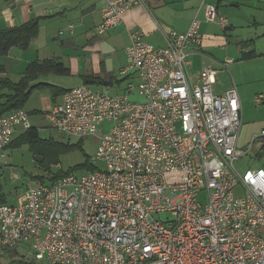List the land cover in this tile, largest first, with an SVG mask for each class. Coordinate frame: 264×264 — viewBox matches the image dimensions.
I'll list each match as a JSON object with an SVG mask.
<instances>
[{
  "label": "built area",
  "instance_id": "built-area-1",
  "mask_svg": "<svg viewBox=\"0 0 264 264\" xmlns=\"http://www.w3.org/2000/svg\"><path fill=\"white\" fill-rule=\"evenodd\" d=\"M142 3L105 0L94 33L116 28ZM203 17L223 31L229 24L213 5ZM199 27L194 18L186 32L171 30L164 47L129 33L119 75H133L135 85L112 95L78 85L43 113L69 137L95 136L111 122L94 158L104 169L30 187L21 205H0V255L28 245L44 264H264V129L240 146L235 84L217 95L215 70L190 75L187 49L201 45ZM134 90L142 103L130 101ZM17 128H31L23 109L0 116V158Z\"/></svg>",
  "mask_w": 264,
  "mask_h": 264
},
{
  "label": "crops",
  "instance_id": "crops-1",
  "mask_svg": "<svg viewBox=\"0 0 264 264\" xmlns=\"http://www.w3.org/2000/svg\"><path fill=\"white\" fill-rule=\"evenodd\" d=\"M207 4L216 6L218 11L227 17L229 24L224 31L216 24L204 21L203 12ZM104 5L105 0H0V29L17 27L31 21L37 22L38 33L31 43L29 42L27 51L38 46L40 29L47 30L51 26L68 31L70 44L78 46L76 42L89 40L88 33L100 23ZM255 10H264V0H143L142 4L123 14L121 24L107 32L103 43L88 42L84 47L89 50L93 48L94 51H90V54L96 62L100 57L106 58L105 70H117L119 74V70L127 63L124 50L129 44V33L139 31L143 33L148 44L164 47L166 34L171 30L186 32L191 21L196 18L200 22L202 42L198 47L191 46L187 49L190 75L196 77L203 67L215 70L216 90H213L217 95L223 94L231 85L236 84L242 122H254L244 114L243 103L248 105L249 96L264 92V84H259L264 81V23L256 19L253 12ZM69 26H72L71 30ZM243 28H247L246 35L240 37L238 30ZM259 42L260 47H257ZM103 47L105 49H100ZM22 57L23 55L20 56ZM64 59L61 55H41L37 50L34 62L53 61L63 65ZM55 72L57 71L51 66L46 73L38 74L31 85L41 81L60 88L55 84ZM43 78L47 81L42 80ZM124 79L129 81L136 78L132 75ZM252 87L253 90H250ZM62 96L57 97L52 105L61 103ZM262 103L264 104V97ZM52 105L46 104V107H43L42 118L43 113Z\"/></svg>",
  "mask_w": 264,
  "mask_h": 264
},
{
  "label": "rangeland",
  "instance_id": "rangeland-1",
  "mask_svg": "<svg viewBox=\"0 0 264 264\" xmlns=\"http://www.w3.org/2000/svg\"><path fill=\"white\" fill-rule=\"evenodd\" d=\"M253 12L256 19L264 23V10H255ZM246 31L247 28L239 29L240 37H245ZM107 35L108 33L97 36L92 30L87 35L89 40H78L76 42L78 46H74L70 44L68 31L59 30L52 26L47 30L41 28L37 47H31L27 51L28 48L25 50L17 46L11 49V53L0 56V65L5 67L2 66L5 73L2 77L9 79L13 83L19 82L25 75L28 63L35 61L36 51L38 50L41 55L53 54L61 55L62 58H65L63 65L67 68L68 73L55 72V82H57L55 84L59 85L62 90H68L84 84L95 91L109 93L110 95L124 92L128 83L133 82V85H135L136 79L128 81L120 76L117 70L115 72L112 69L105 70L104 63L106 58L100 57L99 61L96 62L90 54V51H94L93 48L89 50V48L84 47L88 42L103 43ZM260 44L259 42L257 47H260ZM100 49H105V47ZM103 53L104 51L101 52V54ZM22 55L23 57L20 58ZM42 80L45 79L43 78ZM259 84H264V81ZM253 88H250V90H253ZM262 88H264V85ZM213 89L216 90V85H213ZM6 93L7 91L0 88V100L2 95ZM214 93L216 92L214 91ZM51 94V90L47 87L36 88L23 107V110L30 114L29 122L31 126L38 131L37 140L32 144L29 142L15 144V146L6 150V159L0 158V187L4 205L16 207L24 203L28 197V188L30 187L51 183L54 179L70 173L83 175L92 169H104L103 164L96 162L94 158L99 145L98 139L110 133L109 130L112 127V123L102 122L95 136L69 137L62 135L52 130L47 120L41 116L43 107H46V104H53ZM263 97L264 92H261V94L257 93L248 97V105L243 103L244 114H246L247 118H252L254 122H242L238 140L240 146H246L252 135L258 134L264 128ZM129 98L130 101L136 103L144 101L135 90L129 94ZM256 98H261V105L256 103ZM17 129L19 130H16L12 137L14 140L19 137V132H22V129ZM246 162L243 160L237 167L243 171L246 168ZM260 164L248 165L255 168L260 166ZM241 194V189L235 188L234 195L237 197ZM199 200L204 202V195H200ZM164 217L166 215L162 216V218ZM260 231L264 232V228H261ZM20 256H25L29 260V264H44V262L35 261L33 252L28 245H21L14 252L0 255V263L16 264Z\"/></svg>",
  "mask_w": 264,
  "mask_h": 264
},
{
  "label": "trees",
  "instance_id": "trees-1",
  "mask_svg": "<svg viewBox=\"0 0 264 264\" xmlns=\"http://www.w3.org/2000/svg\"><path fill=\"white\" fill-rule=\"evenodd\" d=\"M38 33V25L37 22L31 21L26 24L7 28V29H0V56L7 55L8 52L14 47H20L22 49H27L29 42L32 38L36 37ZM54 68L55 71L59 73H68V70L61 64L56 63L53 61H45L39 63L38 61L31 63L25 70L24 77L17 83L11 82L9 79L2 77L4 74V68L0 66V88L2 90L7 91L6 94L2 95L0 101V116L7 114L9 112H13L18 109H23L25 104L27 103L31 93L34 89L40 87H47L51 90V97L53 101L64 94L66 90H62L55 86L39 83L36 85H31V82L37 78L38 74L46 73L50 70V67ZM110 85L111 82H109ZM3 99V100H2ZM33 114V113H31ZM30 115V114H28ZM38 138V131L36 128L32 127L27 130H22L19 132V137L17 139L11 140L10 144L8 145L7 149L15 144H21L25 142L34 143ZM264 153V141L263 145L260 148V153L258 156H262ZM97 169H92L88 172L95 171ZM71 174V173H70ZM69 175V174H68ZM67 176V175H66ZM66 176L54 179L51 183L56 182L57 180L64 178ZM48 183V184H51ZM4 203V198L2 197V190L0 187V205ZM1 264V263H0ZM16 264H27L22 260L16 261Z\"/></svg>",
  "mask_w": 264,
  "mask_h": 264
}]
</instances>
